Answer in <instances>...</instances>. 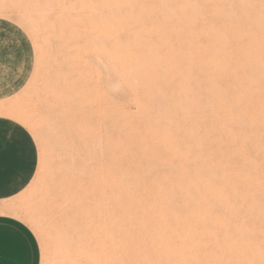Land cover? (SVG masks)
Returning a JSON list of instances; mask_svg holds the SVG:
<instances>
[{
    "label": "rangeland",
    "instance_id": "rangeland-1",
    "mask_svg": "<svg viewBox=\"0 0 264 264\" xmlns=\"http://www.w3.org/2000/svg\"><path fill=\"white\" fill-rule=\"evenodd\" d=\"M0 16L36 49L0 115L39 148L0 211L41 264H264V0H0ZM165 205L184 220H157Z\"/></svg>",
    "mask_w": 264,
    "mask_h": 264
},
{
    "label": "crops",
    "instance_id": "crops-1",
    "mask_svg": "<svg viewBox=\"0 0 264 264\" xmlns=\"http://www.w3.org/2000/svg\"><path fill=\"white\" fill-rule=\"evenodd\" d=\"M36 49L26 30L0 16V102L18 95L35 70ZM39 148L19 121L0 115V209L34 179ZM0 264H41L39 240L21 218L0 211Z\"/></svg>",
    "mask_w": 264,
    "mask_h": 264
},
{
    "label": "bare ground",
    "instance_id": "bare-ground-1",
    "mask_svg": "<svg viewBox=\"0 0 264 264\" xmlns=\"http://www.w3.org/2000/svg\"><path fill=\"white\" fill-rule=\"evenodd\" d=\"M120 6V5H119ZM100 16V15H99ZM99 19H101V16H100V18ZM100 23H101V21H100ZM99 23V24H100ZM104 25V24H103ZM103 25H101L102 26V28L100 29L99 28V26L97 27V30H98V28L101 30V32H99V33H103L104 34V30L102 31V29H105V30H107L106 31V35H108L109 33H108V29H107V27L104 25V27H103ZM110 31V30H109ZM108 33V34H107ZM105 35V34H104ZM209 187V186H208ZM208 191V190H207ZM159 196V195H158ZM160 197V196H159ZM167 197V196H166ZM162 198V197H161ZM165 199H168V198H165ZM107 200H108V198H107ZM161 201V200H160ZM163 201V200H162ZM169 201V199L167 200V202ZM171 201V200H170ZM170 205H171V203H169ZM207 204V203H206ZM205 204V205H206ZM229 204V203H228ZM170 205H165L167 208L164 210V211H162L161 212V214H159L156 218H157V220H165V217L167 218L168 216V218H170L171 217V219L173 218V220H184V217L181 215V213H179V212H177L176 210L177 209H174V207H169ZM188 205V204H187ZM201 205V204H200ZM162 206V205H161ZM164 206V207H165ZM235 206V205H234ZM192 207H195V206H191L190 208H192ZM199 207H202V205L201 206H197V208H198V210H199ZM99 208V207H98ZM107 208H108V206H107ZM197 208H195V211H198V210H196ZM207 208V207H206ZM109 209V208H108ZM157 209V208H156ZM194 209V208H193ZM232 209H233V207H232ZM236 210V209H235ZM154 211V210H153ZM191 211V209H189V211L188 212H190ZM194 211V210H193ZM195 211H194V213H195ZM210 211V210H209ZM212 211V210H211ZM210 211V212H211ZM213 211H215V210H213ZM212 211V212H213ZM251 211V210H250ZM255 211V210H254ZM192 212V211H191ZM218 212V211H217ZM248 212V211H247ZM252 212V211H251ZM250 212V213H251ZM186 213V212H185ZM197 213V214H196ZM195 214V219L197 218H200V219H203V220H213V218L212 217H214V216H210V214H207V213H204V212H202L201 210H199L198 212H196ZM250 213H249V216H251L250 215ZM261 213H263V212H261ZM190 214V213H189ZM192 214V213H191ZM214 214H216V213H214ZM136 215V214H135ZM212 215V214H211ZM100 216V215H99ZM188 216V215H187ZM190 216V215H189ZM194 216V215H193ZM192 216V217H193ZM135 217V216H134ZM181 217H183V218H181ZM215 218V217H214ZM193 219V218H192ZM149 220V219H148ZM155 220V219H154ZM170 220V219H169ZM186 220H187V218H186ZM194 220V219H193ZM199 220V219H198ZM219 220V219H218ZM238 220V219H237ZM201 222V221H200ZM177 223V222H176ZM108 224V223H107ZM110 224V223H109ZM182 223H178L177 224V229H176V233H177V235L178 234H182V235H187V230H184L183 228H185V227H183L182 228V225H181ZM187 225V224H186ZM242 225V224H241ZM184 226V225H183ZM108 227V226H107ZM111 227V226H110ZM160 227V226H159ZM110 229V228H109ZM192 229V228H191ZM191 229H189V230H191ZM164 230V229H163ZM201 230V229H200ZM216 230H217V228H216ZM220 230V229H219ZM249 230V229H248ZM218 231V230H217ZM189 232H191V231H189ZM188 232V233H189ZM216 232V231H215ZM221 232V231H220ZM225 232V231H224ZM232 232V231H231ZM247 232V231H246ZM160 233V232H159ZM192 233V232H191ZM190 233V234H191ZM207 233V232H206ZM211 233V232H210ZM175 234V233H174ZM204 234V233H203ZM208 235H209V232L207 233ZM213 234V233H212ZM240 234H243V230L242 229H239V234H238V236L240 235ZM106 235V234H105ZM221 235V234H220ZM230 235V234H229ZM229 235H228V237H229ZM245 235V234H244ZM187 236H191V235H187ZM219 236V235H218ZM192 237V236H191ZM191 237H188V238H191ZM193 238V237H192ZM242 238V237H241ZM210 239V238H209ZM212 240V239H211ZM239 240V239H238ZM219 241V240H218ZM242 242V241H241ZM113 244V243H112ZM232 244V243H231ZM234 244H235V242H234ZM240 247V246H239ZM245 247V246H244ZM251 247V246H250ZM259 251V250H258Z\"/></svg>",
    "mask_w": 264,
    "mask_h": 264
}]
</instances>
